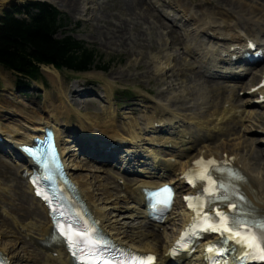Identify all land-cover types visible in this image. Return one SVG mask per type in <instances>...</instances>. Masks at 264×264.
<instances>
[{"label":"rangeland","instance_id":"obj_1","mask_svg":"<svg viewBox=\"0 0 264 264\" xmlns=\"http://www.w3.org/2000/svg\"><path fill=\"white\" fill-rule=\"evenodd\" d=\"M3 1L4 0H0V17L3 15L5 10L9 7V4L8 3L5 4V2ZM26 1L25 2L28 3L30 0H26ZM69 1L70 0H49L48 2L52 4L53 6H55V8H57L59 11L61 12L63 11L66 13L65 15L66 17H68L66 18V20L69 23L68 26H70L67 35L73 36L76 40L84 42L85 45L89 47L90 49L95 50V52L97 53V56L101 58V61H102L101 63H105V64L110 63L108 69L105 71H101L98 68H94L89 73H82V74L81 73L75 74L73 72L64 70L60 72L61 81H62L61 84L60 83L54 84L49 79V77L45 75L46 71L51 70L53 67L45 66L42 68L43 78L41 79L40 83L45 85L46 94L32 92L31 98L28 100L27 99L25 100L22 97V95L18 94V91H17L16 83L18 81V77L0 67V106L2 105L1 104L2 102L6 103L7 104L6 106H10L13 108L19 106V105L13 104V102H7L8 100L6 99L7 100L6 101L5 98H3V96L7 95L4 92V89L8 88V89L14 90L13 96H12L14 100L19 101L20 104L24 105L25 107L34 108L38 110L40 114H42L43 108H45L46 106H50L51 103L55 105L60 104V100H59L60 99V96H59L60 88L62 89V91H64L67 94L68 90L71 89V87H73L76 81L81 82V83H86V84L95 83V84H98V87L101 88L103 91L106 90L107 95L109 94V104H110V107H112L111 112L117 111V108L115 105V98L120 102L125 101V99L120 96L121 94H123V92L130 93V95H132L129 101L130 104H134L135 103L134 101L137 98H142V100L146 103L145 105H143L142 102L136 103L139 105H143L145 107V108H136L137 111L141 110V113L132 114L127 109L122 110V111H119V110L117 111L120 114L119 115L120 118L118 117L117 123L115 122V125L117 124V127L121 131L120 134L121 133L126 134V133L131 132L134 126L136 128H139L140 124L144 125L145 119L149 118L153 114L163 113V110L164 111L166 110L165 111L166 114L168 112L173 113L175 115L183 114L184 117L188 116V118L191 116L198 118L200 116L199 119L202 120L200 122H204V121L208 122L211 120L213 121L215 119V118L214 119L212 118L214 113L217 110L220 111L221 108L224 107V104L230 99L229 92H228L229 85L225 83L221 84L222 86H224V88H226L225 94L223 96H221L219 93H214L213 92L214 87L211 86L210 88L209 87L207 88L208 96L206 100L208 102L205 101L207 103L202 107L204 108V110L203 111L200 110L199 112V110L195 109L197 105L195 101L197 89L202 88L198 85L200 84L201 86H203V84L205 83V80L207 79L203 78L199 74L198 69H196L197 65L194 66L192 60L186 57L187 55L182 54V48L184 45H182V43L181 45L180 44L173 45L172 40L166 35L167 33L169 34L171 30H164L162 28L160 29L161 24H156L155 25L156 27L152 28L151 30H147L148 26L145 25L144 27V25H142L143 21L140 23L138 21L137 23L139 25V28H142L140 30L145 31V35L143 34L144 35L143 39L145 38L148 43L147 42L142 43V41L140 40L137 41L138 36L136 32L130 31V35H127V37L134 39L136 46L131 44L130 47L124 48V49L118 48L116 46L105 47V45L102 46L103 42H101L99 39L96 38L97 37L96 33L94 34V36L92 35L95 32V29L97 28L96 26L97 22L91 23L90 21V23H84L81 27H78V28L75 27L76 21L74 18L79 17V14L76 11H71L69 9V5H67ZM91 1H93L92 4H94L93 5L94 13L92 14H97L99 17H102L101 18L102 22L100 23V26H105V22L107 21V19L113 23H116V21H119L122 23L123 21H126L127 18L126 16H123V15H126L127 10H126V7L123 5H125V2L127 4L128 0H91ZM212 2L214 5L217 4V0H212ZM174 3H175V7L178 9L179 8L189 9L199 4V5H203L214 16H218L215 14H218L219 12L218 9H215V6H212L210 4L209 0H175ZM256 4L260 6L259 5L260 2L255 1L254 5ZM146 6L150 7V4H146ZM221 11H224V10L222 9ZM180 12L182 13V10H180ZM247 13L248 12L245 11L242 14L236 15L237 19H239V17L242 18V15L245 16L244 17L245 19L243 20V23L241 22L242 20H240V21H235L236 22L235 24L241 25V26L244 25L246 29L251 30V33H254L256 32L255 28H253L252 24L246 19V17L248 18V16L246 15ZM87 14L89 15V13ZM161 14L163 15L164 13L161 12ZM154 15L157 18L153 17L151 19L152 23L156 21L157 22L160 21L163 23L162 24L163 26L164 24L166 26H169V25L172 26L167 21L164 22L163 18L161 17L159 13H154ZM183 16H184V13H183ZM121 17L123 19H121ZM84 19L89 20L86 17H84ZM184 22L185 21H181L180 22L181 25ZM176 26L178 27V25ZM189 26H192V25L190 24ZM174 29H176V31H178L179 33L181 32L182 34L184 33L183 30L180 31L176 27H174ZM103 30L104 32H106L105 31L106 28H103ZM56 37L59 39V38H63L64 35L60 33ZM179 37L181 38L180 34H179ZM166 41L168 42L167 43L168 45L165 48ZM170 53L172 55V61L169 62L170 64L168 63L169 67L165 69L163 75H161L160 73H156L154 64L157 61V59H158V62L160 61L161 63L164 64L165 62H167L166 60H168V56H170ZM176 63H180V66H181L179 68L180 71L175 70V72L173 73L174 77L170 78V75H171L170 71L173 68V66H175ZM191 68H194V71L195 72L197 71L198 74L200 75L197 79H195L193 77V74L190 73L189 69ZM196 81H198L199 84L195 83ZM256 81H257L256 78L252 79V84H254ZM175 84H180V88L176 86L178 88L177 89L175 87ZM69 92L71 93V91ZM175 95H177V97L179 96V98L183 96L184 100L188 98V100L184 103L185 105H179V101L175 100ZM36 96H39V98L37 99ZM197 96H200V93H198ZM189 98L192 99V101H190L191 103H189ZM68 101H69L68 104H70L75 110L80 111V115H83L84 113V115L89 114L92 117L96 115L98 117L100 116L102 117V115L104 114V117L106 118L107 116H105L106 115L105 111L106 110L109 111L108 109L109 106L104 105L102 101H97L96 104L86 103L79 97L77 98V96H75L73 99H69V96H68ZM200 103H202V101ZM232 104H236V106H241L242 102L237 101L236 103H232ZM63 107L66 108V114L62 115L61 117H64L65 119L70 120L72 125L78 126L80 125V123L81 125H83V122L80 116L73 114V112L71 111V108L68 107L66 104H64ZM194 109L196 111H191ZM0 111H4V110L0 109ZM183 111L186 112V113L184 112L185 115L187 114L186 116L184 115ZM253 114L255 116L251 120L248 119L247 113L242 115L243 120H246V121H244L245 122L244 127H241L242 125V122H240L241 114L237 113L235 118H233L231 121H228L225 124L223 132L215 134L217 135L216 139L211 144L212 146L214 147L216 146L217 148L222 147L224 144L230 147L237 141L249 142L251 140V143L253 142L256 148H259L257 150L260 151L258 156H255L256 159L255 161L252 162V165L253 164H256L254 166L259 165L264 170V146H259L261 145L260 143L261 138L257 135V131L259 132L260 127L262 126V128H264V111L260 109L253 110ZM104 117L102 118L104 119ZM5 119L6 121L4 123L7 126H9L8 124L12 123V121L7 119V117H5ZM60 120H59V125H61L62 123V121L60 122ZM67 122L69 123V121ZM99 122H103V121H99ZM232 129L235 130L236 132H234ZM249 129H251V132L246 133V131L247 130L249 131ZM242 135L243 136L245 135L244 137L246 138L245 140L244 139L240 140ZM70 140L73 141L72 138ZM69 146H70V149L75 150L74 145L72 143ZM0 157L2 158V162L0 163V247H3L7 244L13 247V252H14L13 255H15L14 257H16L17 255L19 257V258H15L16 264H50L48 263L47 257L41 256L32 247H29L27 245L24 238L18 233L16 229L17 221L26 226L32 227L33 229H37L41 227L42 223L45 220L35 218V217L32 218L31 215H33L34 212H38V210H40V207H38L37 202L32 198L26 185L22 183L20 179L18 178L16 167H14V164L11 163V161H8L7 157L4 154L0 153ZM78 163L82 167L83 166L88 167V169H90L88 171H91V172H86L82 170V171H77L74 174L76 175V177H78V175L87 176L85 177V179L87 178L86 180L88 181V183L90 182L89 184L92 187L91 192L96 197L97 204L100 207L104 206L103 202H105V199L110 198V196L112 195L114 197H118V195L122 196V194H120L121 191L119 188H117V185L114 182L113 177L110 176L111 174L109 175L107 173H98L96 171L99 169L98 166L94 165L91 162L88 163L82 158L78 161ZM8 168H12V170ZM96 172L97 174H95ZM140 180L142 181L145 179H142L140 177H138L137 179L129 178V182L131 184H135L136 182L139 183ZM109 193L111 194L109 195ZM120 205L123 207H126V205L128 206L133 205L132 207L138 208V206H136L135 203H124V204L121 203ZM107 211H108L107 214L111 212V213H114L115 216L117 215L119 217L126 216V215L129 216L128 212H126L125 210L118 213V212H113L111 208H109L107 209ZM119 219L118 221L122 222V220L121 219L119 220ZM124 221H128V220H124ZM134 221L137 224H139L143 220L139 219L138 221L137 220H134ZM129 222L131 221L129 220ZM176 224L178 225V218H176L172 222L167 223L165 225V228H163L162 231L166 232L167 236L166 234H164V232H161V231H160L161 232L160 235H162V237H165V238L168 237L170 234H172V231H174V229L177 228ZM119 227L120 226H117V228ZM141 231L142 230L135 229L133 230L134 234L128 233L129 235L132 236L133 239L136 240L135 244H137V240H138V237L141 235L140 234ZM145 231L146 233H148L150 229H146ZM3 233H5V235ZM143 235L144 234H142L141 236ZM153 239L155 240V237L153 238V236H150L148 241L150 240L149 242H153L154 241Z\"/></svg>","mask_w":264,"mask_h":264},{"label":"bare ground","instance_id":"obj_2","mask_svg":"<svg viewBox=\"0 0 264 264\" xmlns=\"http://www.w3.org/2000/svg\"><path fill=\"white\" fill-rule=\"evenodd\" d=\"M13 1H15V2H13ZM25 1L26 0H4L3 2H5V4H7V3L8 4H11V3L23 4V3H25ZM255 1L260 2V4H259L260 6H258L257 4L254 5ZM127 2H128L127 4L125 2V5H123L126 7V10H127L126 15H123V16H126V18H127L126 21H123V23L119 22V21H116V23H113L107 19V21L105 22V26H100V23L102 22V19H101L102 17H99L97 14H92V13H94V6H93L94 4H92L93 1H91V0H70L67 5H69V9L71 11H76L79 14V17H84V14L86 12H88L89 15H87V17L89 19H91L90 20L91 23L97 22L96 23L97 28L95 29V32L92 35L94 36L95 33L97 34L96 38L99 39L101 42H103L102 46L103 45H105V47L116 46V47L122 48V49L130 47L131 44L136 46L135 40L130 38V37H127V35H130V31L136 32V34L138 36L137 41L140 40V41H142V43L147 42V40L145 38L143 39V36L145 35V31L140 30L142 28H139V25L137 23L138 21H139V23L143 21L142 25H144V27H145V25H147L148 26L147 30H151L152 28L156 27L155 26L156 24H161L160 29L162 28L164 30H171L169 32V34L167 33L166 35L172 40L173 45H177V44L181 45L182 39L179 37V33L176 31V29H174V27H172L170 25L166 26L165 24L163 26L162 25L163 23L160 21H158V22L156 21L154 23L151 22V19L153 17L154 18H157V17L154 15V12H152L154 10V9L152 10V8H151L152 4L150 7L146 6V4H150L149 0H128ZM209 2L212 6H215V9H218V11H219L218 14H215L218 16H214L208 9H206L203 5H199V4H197L194 7L189 8V9H184V11H182V15L184 13V16H183L184 18L185 17L189 18V20L191 22H195V27L197 28L199 26V31H203V33L205 35H209L211 37V35H213V34L220 33L226 39V41H225L226 44H234V43L240 44L243 41V37L246 36L245 31L239 30V28H240L239 26H241V25L238 26L237 24H235L236 23L235 21H239V20H242L241 22L243 23L245 16L242 15V18L239 17V19H237L236 15L242 14L243 12L247 11L248 13L246 15L248 16V18L246 17V19L252 25L259 26L260 28L262 25H264V0H217L216 5L213 4L212 0H209ZM221 8L224 11H221L222 10ZM256 10H258V11H256ZM121 19H123V18L121 17ZM189 20L187 19L186 22H188ZM196 25H198V26H196ZM103 28H106V30H105L106 32H104ZM240 29L243 30L244 25L241 26ZM147 33H148V31H147ZM194 40L196 41V38H194ZM167 43L168 42L166 41L165 48L168 45ZM143 46H145V45H143ZM135 51H137V50H135ZM138 53H140V52H138ZM219 53L222 56V51H220ZM232 53H235V52H230L228 54H232ZM163 54H165V53H163ZM166 61L167 62H165L163 64L160 61L158 62V59H157V61L154 64L155 65L154 68L156 70L155 71L156 73H160L161 75L164 74L165 69L169 67L168 66L170 64L169 62L172 61L171 53H170V56H168V60H166ZM163 65H165V66H163ZM180 67H181L180 63H176L175 66H173V68L171 69V71L169 70L171 72L170 78L174 77L173 73L175 72V70L178 71ZM53 68L49 71H46L45 75L49 77V79L52 81V83H54V84L60 83L61 84L62 81H61L60 72H58L57 70H55ZM186 69H188V68H186ZM189 70H190V73L193 74V77L195 79H197L200 76L197 71H196L197 73L194 71V68H191ZM153 72H154V70H153ZM240 74H242V73H240ZM251 75H253V77H255L254 73ZM195 83L199 84L198 81H196ZM176 86H178V88H180V84H175V87ZM198 86L202 87V88L197 89V94H196V99H195V101L197 103L195 109L199 110V112H200V110H202V111L204 110V108H202V107L208 102L206 100L207 96H208V89H207L208 87L210 88L211 86H213L214 87L213 92L219 93L221 96H223L225 94V88L222 87L218 81H210V80L206 81L205 80V83L203 84V86H201L200 84ZM78 88H79V86L73 87V90L71 93H74V97L79 96V94H76L77 92H79ZM198 93H200V96H197ZM59 96H60V99H59L60 104L55 105V104L51 103L50 106H46L45 108H43L42 114H40L39 111L34 109V108H28V107L21 106V105L13 108L10 106H6L7 104L2 102L0 109H3L7 113H11V112L14 113L17 111L23 116V119L18 120V118H12V119H10L12 121V123H9L8 124L9 126H7V125L5 126V125L0 123L1 135H3L7 140H9L11 144L12 143L15 144L16 150H18L19 145L30 144V134L33 133V131L36 133H38V132L42 133L45 131V128L49 127V126L56 129L57 137L60 140L61 137H60V129H59V126H60L59 120H60L62 115L66 114V108L63 107V105L66 104L68 107L71 108V111L73 112V114L80 116V118L83 122V125H81V123H80L81 126L78 125L79 126L78 128L81 129L80 131L82 132L81 133L82 136L80 135L82 138H84V137L85 138L86 137L101 138V139L110 141L112 143L113 142H120V143L128 142L129 144H131L133 146L139 145L144 140H148L149 142H151V140H153V139H145L143 132L144 131L149 132V130L153 131V129H154L153 125L156 122L154 115L148 118V120H151V119H153V120L150 121L145 128H143V129L142 128H136L134 126L131 132L126 133V134L121 133L122 134L121 135L120 134L121 131L117 127V124L115 125V121H114L115 115L113 116L112 112H110L109 114L105 113L106 114L105 116H107L106 118L104 117V114H103L102 117H104V119L101 116L98 117L97 115L93 116V117L90 116L89 114L84 115L83 112H82L83 115H80L79 110H75L70 104H68L69 103L68 96L64 91H62L61 88H60ZM74 97L72 96V98H74ZM198 97H199V99H198ZM190 99L191 98H189V103H191L190 101H192V99L191 100ZM175 100L179 101V105H185L184 103L188 100V98L184 100L183 96L179 98V96L177 97V95H175ZM201 101H202V103H200ZM205 101H207V102H205ZM7 102H9V101H7ZM195 109L191 110V111H196ZM247 110H248V108H244L241 111V113H239V111L236 108L234 109L233 105L231 107L230 114L231 113L233 115L237 114V113L241 114L240 122H242V125L239 123L241 125V127H244V125H245L244 121H246V120L242 119V115H244V113H246ZM165 111L163 110V113H164L163 115L166 114ZM205 111H207V110H205ZM184 112L185 111H183V113ZM185 113H184V115H185ZM167 114H169V116H171V121L168 124V126H170V129H173L177 126V124H180V121H181L180 117H175V115L173 113H169V112ZM248 114H249L248 119L250 120L253 117V112H248ZM12 115H14V114H12ZM227 116L228 115L226 114V112H224V111L220 112L218 110L214 113V115L212 117L213 119L214 118L215 119L213 121L211 120L208 122H205V121L200 122V121H202L199 119L200 116L198 118L194 117V116L193 117L191 116L188 118V116H187V118L182 120V122L185 123L187 121L188 123H191V122L194 123L195 128L193 130L195 132L197 131L196 135H193V133L184 131L183 128H181L180 130H175L176 133L181 131L180 132L181 135L186 136V140H187L188 144L183 146L182 149H180V150L178 149V151H177V152H179L178 154H176L177 153L176 152V153L172 154L173 156H169L168 158L164 157V160L162 161V162H164L163 166L167 170H170V172H172V174L174 176V177H171L169 175L171 177L170 181L173 183H176V181H179L178 178L180 177V172L184 171L185 168H187L189 165L191 166V163L189 161H190V157L193 154L197 155V156L201 155L205 158H208L210 156H216V157L218 156L221 159L224 157V155L235 156L236 157V164L241 167V172L239 174L240 179L238 181L229 182L228 185L232 189H234L235 191H238L239 194L244 196V198L246 200L245 201L246 208L248 210L254 211L256 213H260L261 215L264 216V173H263L264 170L259 165L258 166H254L256 164L252 165V162L255 161V159H256L255 156H258V154L260 152L257 150L259 148H256V146L253 144V142L251 143V140L249 142L237 141L238 143L237 142H235L234 144L232 143L233 145L230 147L226 146L225 144L223 145V143H222V145H223L222 147L214 148V147H211L212 144L210 143L213 140L210 141L211 139H208V137L213 136L215 131H217L218 133L223 132L224 127H225L224 123L227 120H229V118H227ZM68 121L70 122V120H68ZM99 121H103V122H99ZM203 129H205V132H203ZM233 131L236 132L235 130H233ZM237 132H238V130H237ZM248 132H251V129H249V131L248 130L246 131V133H248ZM244 137H245V135L244 136L242 135L240 140H242V139L245 140L246 138H244ZM41 138H43V135L41 136ZM198 139L201 140L198 145H196L194 147L189 145V143L197 141ZM261 140L264 141V139H261ZM186 146H187V148H185ZM192 148L194 149L193 154L184 156L185 159L176 160L179 162H174V159L176 158V156H178L179 154H183L185 152V150L192 149ZM65 149H67V148H65ZM70 151L71 150H69V152ZM75 151H76V149H75ZM156 156H157V158L155 159V162H160L159 159L162 158L163 156H161V154H159V152L155 153V157ZM68 157H69V162H70L69 168H70V171H71V174L73 176L75 184H77L80 187V190L83 194V197L90 204L92 210L95 211L97 217L101 221H103L104 226L111 232L113 237L116 240H118L120 243H122L128 247L134 248V249L139 250L141 252H154V253L159 254L162 257L164 251L166 250L167 244L170 245L172 243V241L177 238L178 234L180 233V229L183 226L182 223L184 221L186 222V220L188 218V215L186 214V212L185 213L183 212L181 214L179 213L177 215L179 217L178 218L179 223H178V225L176 224V226H179V227L177 229H174V231H172V234H170L166 238L162 237V235H160V232L158 230H156L157 227L151 226L148 223L144 224L143 221H141L139 224H137L134 220L138 221L139 219H142L143 217H145V212L143 210L144 209L143 208L144 198H145L144 194H143V189H145V188H157L158 186L166 183V181H161L158 183L151 182V181H145L143 183L140 181V183H138L139 185H137V186L127 184V182L125 181L124 186L122 187L123 191L125 193L121 192L120 194H122V196L118 195V197H114L113 195L110 196V198L105 199V202H103L104 206L100 207L97 204L96 197L91 192L92 187L89 184L90 182L88 183V181L86 180L87 178L85 179V177H87V176L78 175V177H76V175L74 174L75 172L82 171V170H84L86 172H91V171H88L90 169H88V167H85V166L82 167L81 165H79L78 157H76L75 154H71V155L68 154ZM169 158H172V159H169ZM1 162H2V158L0 157V163ZM201 166L203 168L205 166V164H202ZM8 169L12 170V168H8ZM209 169L210 168L208 166V168H206L204 171L207 172ZM96 171L98 173H106V171L103 172L101 169L100 170L98 169ZM97 172L95 174H97ZM227 177H228V174L223 175V183L224 184L227 180ZM203 180H204V185H206V187L208 189H210V190L215 189L212 186V183L210 181H208L205 177H203ZM181 185H183V182L182 183L178 182L176 184V187H179ZM153 186H155V187H153ZM117 188H118V186H117ZM110 194L111 193H109V195ZM135 202L138 205V210H136L135 207H132L133 205H131V206L126 205V207H123L120 205L121 203L124 204V203H135ZM109 208H111V210L113 212H118V213L125 210L126 212H128L129 216L126 215V216H120L119 217L116 215L117 216L116 217L114 215V213H111V212H109L107 214V212H108L107 209H109ZM43 215H44V211L42 213V211L38 210V212H34V214L31 216H32V218L35 217V218L42 219ZM249 216H253V214H251ZM118 217L122 220V222L118 221V219H119ZM124 220H128V221H124ZM129 220L131 222H129ZM168 221L172 222L174 220L170 216L168 218ZM49 224H50V221H48V224H46V226L43 227V229L40 231L39 235L41 237H39V239L45 240L47 238V236L49 234L48 233ZM117 226H120L119 227L120 229L117 228ZM135 229L142 230L140 232V234L141 235L144 234L143 236L140 235L138 237L137 244H135L136 240L133 239L132 236L128 234V233H133V230H135ZM146 229H150V231L148 233H146V231H145ZM164 230H166V229H164ZM29 232L32 233L31 231H29ZM3 234L5 235V233H3ZM164 234H166V236H167L166 232H164ZM150 236H153V238L155 237V240L153 239L154 240L153 242H149L150 240L148 241ZM0 251L4 252L5 254H10L13 261L15 260V258H19L18 255L16 257H14L15 255H13L14 252H13V247L11 245L7 244L3 247H0ZM57 253L59 256L58 259H55V257L50 256L51 258L48 257L49 258L48 263H50V264H68L67 256H65L63 254V252L60 250H58ZM196 264H199V262H197Z\"/></svg>","mask_w":264,"mask_h":264},{"label":"trees","instance_id":"obj_3","mask_svg":"<svg viewBox=\"0 0 264 264\" xmlns=\"http://www.w3.org/2000/svg\"><path fill=\"white\" fill-rule=\"evenodd\" d=\"M25 19L5 13L0 19V65L13 71L22 80H38L40 66H54L58 70L85 73L94 68L107 70L110 63H101L95 50L72 37L56 39V31L65 23L58 12L47 4L30 3L23 10Z\"/></svg>","mask_w":264,"mask_h":264},{"label":"snow or ice","instance_id":"obj_4","mask_svg":"<svg viewBox=\"0 0 264 264\" xmlns=\"http://www.w3.org/2000/svg\"><path fill=\"white\" fill-rule=\"evenodd\" d=\"M211 172L212 170L209 169L205 174V178L210 177ZM213 184L216 188L220 189L219 192H216L215 190L212 191L213 199L223 197V202L226 207L232 211V214L229 215L217 206L216 217H219L220 219L217 220L215 217H209V219L212 220V223L205 230L216 231L223 240H232L233 242L240 244L242 247L247 248L248 251L245 253V258L264 261V223L260 225L259 229L253 231V229H256L255 223L249 224L248 220L238 213L237 209L239 206L232 203L230 197L225 195L223 186L216 185L215 181H213ZM164 191H167V189H164ZM238 198L240 200L244 199L242 196H239ZM189 206L192 207L191 204ZM207 215L208 214L205 213V216ZM221 221L223 222L221 223ZM217 225L219 226L217 227ZM209 251H212V249L210 248ZM219 251L220 250L217 249V252ZM152 259V257L142 258V260L146 261H151Z\"/></svg>","mask_w":264,"mask_h":264}]
</instances>
